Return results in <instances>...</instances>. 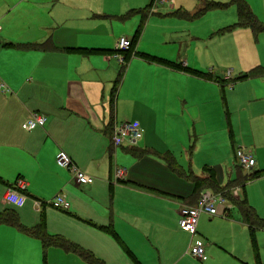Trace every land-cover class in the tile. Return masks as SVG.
Segmentation results:
<instances>
[{"label": "crops", "instance_id": "obj_1", "mask_svg": "<svg viewBox=\"0 0 264 264\" xmlns=\"http://www.w3.org/2000/svg\"><path fill=\"white\" fill-rule=\"evenodd\" d=\"M160 1L166 4L162 7L164 13L158 12L159 15L175 16L177 20L163 32L161 42L158 39L154 42L160 45L179 42L180 49L175 59H169L156 56L164 55L157 48L139 47L140 41L135 45V52H132L135 57L132 56L126 64L115 97L112 128L115 123L121 122L117 106L121 110L122 103L130 104L124 95L126 90L131 89L126 88L125 83L133 66L138 65L153 72L147 86L145 82L151 98L146 103L131 101L133 111L137 109L135 120L141 123L145 133L143 143L140 142L143 147L131 146L127 149L134 156L135 163L130 170L124 169V179L116 177L115 182L110 174H101L106 166L112 168V155L115 152L114 149L112 155L109 153L112 141L109 125L111 91L122 65L116 57L119 52L116 43L122 36L131 41L136 30L143 25L140 11L148 6L152 8L155 0L135 3L129 0L126 7L141 14L128 26L130 32L139 19L140 24L131 37H116L111 44L100 38L110 31L115 33L114 22L109 21L107 16L96 15V7H90L87 0H6L0 12V85H4V88L0 86V190L7 191L19 178L27 184L22 206L7 203L4 192L0 214L5 210L15 211L21 223L32 228L45 217L39 218L37 215L33 221L25 223L23 211L19 214L4 203L16 208L29 205L37 210L49 209L47 222L45 220L48 233L59 236L66 234L72 242L92 251L104 264H114L119 257L126 264L130 257L141 260H138L140 264H146L140 256V247L157 252L159 264H179L181 261L177 259L189 257L184 244L180 251L177 250L176 253H179L175 254L176 257L173 258L171 254L176 245L171 233L174 230L184 233L178 228L180 210L164 215L156 209V202L159 201L176 198L179 202L183 201L182 205L195 201L192 180L172 172L167 166L166 156L173 158L183 172L206 176L209 171L206 168H211L217 182L225 185L238 175L237 169L231 166L232 162L235 165L236 150L246 148L253 154L254 150L258 154L264 150V75L233 81L236 75L256 67L258 61L254 53L246 54V64L229 69L223 75L215 73L221 67L212 64L210 52L200 54L199 60L191 63L180 46L183 41L188 42L195 37L185 29H179L177 23L183 18H196L186 14H193L207 0H198L192 11L175 8L171 4L174 0ZM231 5L237 10L235 4ZM149 9L144 18L150 14ZM47 40L56 48L25 50L16 46ZM8 43L12 45H5ZM77 48L101 50L84 55L73 50ZM138 52L172 62L184 61L191 69L212 72L214 78L207 79L146 60L135 54ZM19 76L24 77L22 82L16 80ZM142 84V81H138L134 85L135 94L142 93L136 90ZM154 111L165 141L156 136L154 123L153 130H150ZM35 112L46 116L45 125L31 133L23 132L21 126ZM79 131H83V135H79ZM185 136L187 143L184 145L182 140ZM129 149L148 152L138 157ZM61 151L70 156L84 173L90 176L100 174L101 177L97 180L94 178L91 184L79 185L71 171L57 164L56 158ZM242 171L246 172L243 168ZM108 185L111 197L110 203L107 201L106 204L98 196ZM246 185L244 188L235 186L240 187L237 195L241 198L245 196ZM58 194L67 202V208L60 209L63 213L91 218L95 222L92 226L83 225L87 232L84 237H79V233H66L58 229L63 227L52 221L49 223V213L54 211L51 201ZM248 200L251 202L250 197ZM83 202H90L98 212L85 213L82 211ZM253 206L256 211L258 205L254 202ZM71 208L73 212H70ZM230 221L240 225L241 229L249 228L244 221L245 224ZM77 223L82 227L80 222ZM94 224L110 225L117 237ZM0 264L90 263L79 254L60 246H50L44 251L40 239L12 225L0 223Z\"/></svg>", "mask_w": 264, "mask_h": 264}, {"label": "rangeland", "instance_id": "obj_2", "mask_svg": "<svg viewBox=\"0 0 264 264\" xmlns=\"http://www.w3.org/2000/svg\"><path fill=\"white\" fill-rule=\"evenodd\" d=\"M128 1L129 0H87V3L90 7H96V15H101L102 17L107 16L109 18V21L114 22L115 33L112 34V32L110 31L109 34H106L107 36L104 34L100 38L101 41L111 44L115 42L116 37L122 35L131 37L133 35L135 29L140 24V19L131 32L128 26H130V24L136 19V17H138L137 15L141 16V14L137 13L133 9H130L131 7H126ZM130 1L135 3L143 0ZM207 1L219 2L227 0ZM247 1L251 5L253 12L258 17V19L264 23V0ZM197 2L198 0H174L171 1V4L176 6L175 8H182L185 10L187 9V11H192L196 8V5L198 4ZM5 3L6 0H0V12L3 10ZM165 4L166 3L161 2L160 0H155L154 5L149 9L150 14L146 18L141 17V19L143 18V25L141 27V34L138 39V41L140 42L138 43L137 41V43L139 47L143 45L144 47L157 48L159 52L164 54L161 55L153 53L156 54V56L159 55L160 57L163 56L164 58L175 59L180 49L179 42L172 44L163 43L162 45L156 44L154 42V40L157 39L161 42L163 39V32L166 31L168 27L174 24V22L177 20V17L175 16L164 17L159 15L158 12L164 13L162 11V7H164ZM188 6L191 8H187ZM8 11V13H10V10ZM236 21L237 10L233 5L226 8L211 9L193 19L183 18L182 20L178 21L179 23H177L179 25V29H185L191 34V36L195 37V39L188 42L183 41L180 46L181 50L186 56L189 57L191 63L197 62L199 60L200 54L210 52L212 54V64L219 68L221 67V70L215 71V73L218 75H223L229 69L232 70L246 64L247 61L245 56L246 54L247 56H249L250 53H254V56L258 61L256 67L259 66L261 68H264V30L261 32H255L251 27H238L230 31L225 30L227 26H230ZM148 23L149 25L146 28ZM143 36L144 38L142 40ZM84 39H86V37H84ZM140 49L144 50L143 48ZM132 56L133 54L131 55V58L135 57ZM128 62L129 61H126L125 63L128 64ZM152 75V71L147 70L143 67H139L138 65L133 66V68L130 70L129 75L127 76L125 87H131V89L126 90L124 95V98L130 100V104L128 105L125 102L122 103L121 110L119 109L120 107L117 106L116 109L117 114L119 112V121L122 122V119L123 121H125V119L133 121L137 118V109L135 112L133 111L131 107V101L133 102V100H135L136 102L146 103L147 99L151 98L146 86L147 81L152 79ZM237 76L238 75H236V77ZM23 79V76H19L16 78V80L19 82H22ZM138 81L143 82L142 85L136 87V90L142 91L141 94H139L138 92L136 94L134 93V85H137ZM143 93L146 94L143 95ZM7 94L9 95V93ZM142 105L143 104H141L140 106ZM153 123L154 129L156 131V136L161 137L162 141H165V138L162 136L161 132L162 127H159L157 125L155 111L153 116L151 117L150 130H153ZM159 123L161 126V119H159ZM21 128L23 132H32L24 129L23 125L21 126ZM78 130H81V128H79ZM79 132V135H83V131ZM144 135L145 133H143V138L132 146L143 147L142 143L144 141ZM150 135L152 134L150 133ZM182 143L184 145L187 143V136L183 138ZM130 147L131 145L129 144H124L122 146L116 145L114 148L115 152L112 155V168H109V165L103 168L101 176H109L110 174L112 180H114L115 182V180L117 179L116 170L118 168L130 170L135 163L134 156L127 151V149ZM260 153L261 154H258V151L255 152L254 150V154H252L257 161V166L254 170L262 171L264 170V150H261ZM231 166L232 168L234 166L235 169V165L233 164V162L231 163ZM242 172L243 174H247V171ZM92 176L96 180L101 177L100 174ZM103 188L104 190H101L99 192L98 197L104 203L107 204V201L108 203H110L111 192L109 190V185L108 187L104 186ZM5 191V189L0 190V202L3 201V195ZM245 196L249 205L254 207V202L258 205V209H256V211L259 213V216L260 218H262L261 220H263L264 224V175L261 178H255L247 182ZM248 197L251 198V202L248 200ZM182 202H179V200H177L176 198L169 201H159L156 202V209L161 210L163 213H165L164 215H169L173 211L180 210L182 207ZM4 204L8 208L16 209L19 214L23 211L25 216V223L33 221L37 217V215H39V218H42L44 216L47 222V211L49 209H45V211H43V209L37 210L35 207H31L29 205L25 206V208H16L6 203ZM94 208L95 206L90 202H83L82 211H84L85 213L92 212L94 214L95 212H98V210ZM52 209L54 211L49 213V223L50 221H52L53 224H57L63 227L58 229H62L66 233H72L75 235L79 233V237H84L87 232L83 228V225L92 226V223H95L91 218H86L76 214L67 215L60 209H56L54 207ZM70 212H73L72 208L70 209ZM207 215L208 214L202 215V217L200 218L198 224L199 234H197V236L193 237L192 234L183 231L179 223L178 228L186 233V235L179 230H174L173 233H171L172 239L174 240V242H176L175 247H173L171 250L173 258L176 257L175 254L179 253L176 252L178 249L180 251V247L183 244L186 247V251H188L191 243L200 239L206 242V255L208 257L207 260L201 261L198 258L194 257L190 252H188L189 257L183 258V260L182 258H176L177 261H181L179 264H255L257 262V259L264 263V226L254 230V233H251L250 229L247 227L245 229H241L240 225H237L236 223L230 221L236 220L239 221L240 224H245L242 220V215L239 208L232 204L230 205V210L226 213V215H217L213 218H210ZM77 222H80L82 224V227ZM61 235L66 237V234ZM68 239L71 240L70 238ZM180 242H182L181 245ZM139 250L140 256L146 264H159V255L157 254V252L153 253L148 247H140ZM127 260L129 262L128 264H140L139 261H141L138 258L135 259L132 257L127 258ZM126 263L127 262L123 261L121 257L114 260V264Z\"/></svg>", "mask_w": 264, "mask_h": 264}, {"label": "trees", "instance_id": "obj_3", "mask_svg": "<svg viewBox=\"0 0 264 264\" xmlns=\"http://www.w3.org/2000/svg\"><path fill=\"white\" fill-rule=\"evenodd\" d=\"M230 4H235L237 6V17L238 20L236 23L227 26L225 28L226 31L233 30L238 27H251L255 32H261L264 30V23L261 22L258 17L254 14L252 8L250 5L247 3L246 0H230L228 2H216V1H206L204 4H202L196 12L193 14H186L187 16H192V17H198L207 11L214 9V8H226ZM150 6L145 8L144 10L140 11L141 14L143 15V18L146 15L147 10L149 9ZM141 32V27H139L133 38L131 39V46L128 50L122 51L125 57V62L129 61L131 58L130 56L133 54L132 52H135V45L139 39ZM5 45H12V43H8ZM17 47L25 50H47L49 48L55 49L56 47L51 43L50 40H47L42 43H22V44H17ZM74 51H77L81 54L84 55H90L93 53H96L100 51L101 49H95V48H77L73 49ZM117 51H119L117 49ZM139 54L141 57H143L146 60L153 61V62H158L162 65H166L168 67H172L174 69H178L184 72H188L190 74L204 77L207 79H212L214 78L212 72H204V71H199L195 69H191L186 64H184V61H179V62H172L169 60H165L162 58L154 57L149 54L145 53H135ZM123 62L121 63V68L119 70L118 76L116 77L114 83H113V88L111 91V121L110 125L111 126V133H112V123H113V115L115 111V97L117 94L118 87L121 83L124 71L126 69V63ZM264 75V68L261 67H254L251 70L242 73L233 81H238V80H244L248 78H256L259 76ZM111 133H109L111 135ZM114 150V144L112 141L110 142L109 146V153L112 155ZM131 152H134L138 157H142L143 155L147 154L148 150H136V149H129ZM166 163L168 168L174 172V173H179V175H182V177H185L187 179L192 180V183L194 184V194H193V199L195 201L191 204H194L196 200L198 199L199 193L204 190V189H212L216 192H221L229 201L232 205H235L239 208L241 215H242V220L248 225L251 233H254V230H256L259 227H263V220L260 218L255 211V209L248 204L247 198L244 196L241 198L240 196H235L232 193V189L237 186L241 185L243 188L245 187L246 183L255 179V178H260L261 176L264 175V170H253L251 172H248L247 174H243L242 168L240 166H235V169L238 171V175L236 178L228 181L225 185L219 184L215 178V173L212 171L211 168H206L207 175L206 176H199L194 174L193 172H183L175 163L174 159L166 156ZM192 199V200H193ZM191 200V201H192ZM0 223H5L12 225L19 229L20 231L24 232L25 234L38 238L42 242V247L43 250L46 251L50 246H60L64 248L65 250L69 252H75L82 256L87 262L90 264H104V262L98 258L92 251L83 248L82 246L62 237L59 235H50L46 229L45 226V220L43 219L41 223L36 225L35 227L28 228L25 227L20 219L18 214L15 211H3L0 214ZM98 228L112 233L115 237H117V234L115 233L114 230H112L110 225H96ZM255 264H264L262 263L259 259H257V262Z\"/></svg>", "mask_w": 264, "mask_h": 264}, {"label": "built area", "instance_id": "obj_4", "mask_svg": "<svg viewBox=\"0 0 264 264\" xmlns=\"http://www.w3.org/2000/svg\"><path fill=\"white\" fill-rule=\"evenodd\" d=\"M2 26L0 25V32ZM131 46V41L122 36L117 40L116 48L119 50L116 57L123 63L125 57L121 53L124 50H128ZM122 54V55H121ZM4 88V85H0ZM47 121L45 115L41 113H33L28 120L23 124L24 129L31 132L37 127H43ZM143 129L141 123L137 120L129 121L125 120L122 122H117L112 128V141L115 145H134L143 138ZM57 164L65 169L72 172L73 178L79 185L91 184L94 181V177L90 176L83 171H81L73 160L65 152L61 151L57 158ZM257 161L252 154V152L246 148H240L235 152V166H240L247 172L254 170ZM126 172L124 169L116 170V177L120 180L124 179ZM26 181L19 178L16 182L11 185L5 194V201L9 204L15 206H22L25 202V195L23 191L26 189ZM240 187H234L232 189L233 195H237ZM51 204L59 209L67 208V202L64 197L60 194L56 195ZM230 201L221 193L216 192L212 189H204L199 193L198 199L194 204H184L180 209L179 224L182 230L192 234L193 237L199 234L198 224L200 218L203 214H208L209 216L226 215L230 210ZM188 252H190L194 257L201 261L207 260L206 255V242L203 240H196L189 246Z\"/></svg>", "mask_w": 264, "mask_h": 264}]
</instances>
